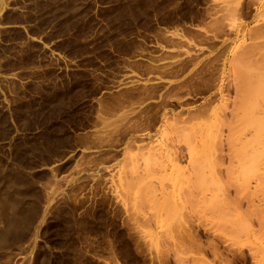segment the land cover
Listing matches in <instances>:
<instances>
[{
	"label": "rangeland",
	"instance_id": "obj_1",
	"mask_svg": "<svg viewBox=\"0 0 264 264\" xmlns=\"http://www.w3.org/2000/svg\"><path fill=\"white\" fill-rule=\"evenodd\" d=\"M0 264H264V0H0Z\"/></svg>",
	"mask_w": 264,
	"mask_h": 264
},
{
	"label": "bare ground",
	"instance_id": "obj_2",
	"mask_svg": "<svg viewBox=\"0 0 264 264\" xmlns=\"http://www.w3.org/2000/svg\"><path fill=\"white\" fill-rule=\"evenodd\" d=\"M246 90H247V89H246ZM254 123H255V122H254ZM255 126H256V124H255ZM257 126H259V125H257ZM260 127H261V126H260ZM260 127H258V128H260ZM260 129H261V128H260ZM255 151H256V150H255ZM256 152H257V151H256ZM254 154H255V153H254ZM251 155H252V154H251ZM249 157H250V155H249ZM249 157H248V158H249ZM256 157H257V156H256ZM253 158H254V157H253ZM250 159H251V158H249V160H248L249 162L251 161ZM256 159H257V158H256ZM246 160H247V158H246ZM246 160H245V161H246ZM253 161H254V160H253ZM261 161H263V160H261ZM246 162H247V161H246ZM259 162H260V161H259ZM251 166H252V165H251ZM253 166H254V165H253ZM247 167H249V166H246V168H247ZM249 171H251V170H249ZM253 172H254V171H253ZM249 173H250V172H249Z\"/></svg>",
	"mask_w": 264,
	"mask_h": 264
}]
</instances>
